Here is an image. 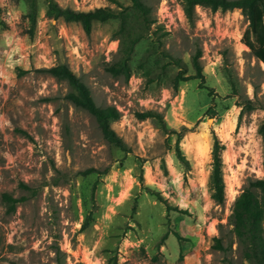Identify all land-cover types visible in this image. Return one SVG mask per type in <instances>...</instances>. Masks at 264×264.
<instances>
[{
    "label": "rangeland",
    "instance_id": "374dc122",
    "mask_svg": "<svg viewBox=\"0 0 264 264\" xmlns=\"http://www.w3.org/2000/svg\"><path fill=\"white\" fill-rule=\"evenodd\" d=\"M56 1L74 10L119 8L113 0ZM144 1L156 24L137 44L125 80L106 70L119 59V21L95 23L87 34L56 19L46 0H0V264H58L57 257L60 264H251L229 224L235 199L264 178V65L242 43L248 19L240 8L197 7L191 24L180 0ZM199 51L204 80L181 82L175 92V59L195 76ZM61 64L98 106L118 108L111 125L126 151L66 98L67 82L43 71ZM145 111L162 120L141 119ZM215 135L225 147L223 204L209 186ZM92 168L109 170L83 174ZM3 193L25 200L8 214ZM221 225L225 244L234 243L229 253L213 246Z\"/></svg>",
    "mask_w": 264,
    "mask_h": 264
},
{
    "label": "trees",
    "instance_id": "16d2710c",
    "mask_svg": "<svg viewBox=\"0 0 264 264\" xmlns=\"http://www.w3.org/2000/svg\"><path fill=\"white\" fill-rule=\"evenodd\" d=\"M19 1V0H16ZM34 2V0H32ZM183 5V11L188 21L193 24L196 20V8H210L213 11H227L240 8L245 13L249 25L242 38V43L250 50V52L264 64V0H180ZM48 9L56 19L62 18L65 22L79 23L83 30L90 34L95 23H106L117 20L120 23L116 34L119 40V59L106 66L107 72L115 77H123L129 80L132 76V66L130 60L135 52L137 44L145 38L151 31L152 26L156 24L153 16V8L144 0H130L128 5H124L117 0H113L118 5V9L112 7H99L92 10H74L64 8L58 4L56 0H46ZM35 4L33 3V9ZM32 21H35L34 12L31 14ZM201 52H197L192 60L196 70L195 76H186V65L180 60L175 59V64L179 68V72L173 78V89L178 92L180 83L190 79L204 80L203 68L200 63ZM43 71L49 73L60 81H65L71 87V92L66 98L76 107L87 111L96 120L104 138L110 144L123 151L127 147L122 138L112 127L111 123L118 120L121 116L116 106L100 107L95 102L91 90L88 85L82 81L67 65L61 64ZM201 87L205 88L201 83ZM207 88V87H206ZM211 90V89H210ZM141 119L158 118L162 120V115L154 111H145L139 113ZM176 133V131H172ZM260 133L264 140V125L260 129ZM181 135L176 142V153L180 160L185 161L179 146ZM225 149L224 145L215 135L213 145V170L209 180V186L212 191L211 198L217 204L225 202V182L222 173L221 153ZM108 168L104 171L97 169H88L83 172L84 175L98 173L105 175ZM28 188L26 185H24ZM160 200L166 202L162 196ZM25 198H15L9 193L2 194V204L6 208L8 214L16 211L17 205L24 201ZM173 209L182 212L178 207L168 206L167 210ZM92 219L88 215L83 223L85 230ZM229 224L232 226V233L237 239L242 257L251 264H264V178L255 179L249 183V186L239 194L235 199L231 214L229 216ZM221 236L215 237L213 245L215 249L229 253L233 250L234 243L231 241L225 244L224 226H220ZM174 235L181 239L178 232ZM58 264L60 258L57 257Z\"/></svg>",
    "mask_w": 264,
    "mask_h": 264
},
{
    "label": "bare ground",
    "instance_id": "6f19581e",
    "mask_svg": "<svg viewBox=\"0 0 264 264\" xmlns=\"http://www.w3.org/2000/svg\"><path fill=\"white\" fill-rule=\"evenodd\" d=\"M264 65V64H263Z\"/></svg>",
    "mask_w": 264,
    "mask_h": 264
}]
</instances>
